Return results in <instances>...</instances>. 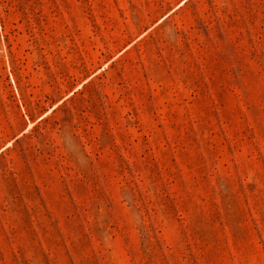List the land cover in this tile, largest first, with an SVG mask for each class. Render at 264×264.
<instances>
[{
  "label": "rangeland",
  "instance_id": "1",
  "mask_svg": "<svg viewBox=\"0 0 264 264\" xmlns=\"http://www.w3.org/2000/svg\"><path fill=\"white\" fill-rule=\"evenodd\" d=\"M0 264H264V0H0Z\"/></svg>",
  "mask_w": 264,
  "mask_h": 264
},
{
  "label": "trees",
  "instance_id": "2",
  "mask_svg": "<svg viewBox=\"0 0 264 264\" xmlns=\"http://www.w3.org/2000/svg\"><path fill=\"white\" fill-rule=\"evenodd\" d=\"M18 141V140H17Z\"/></svg>",
  "mask_w": 264,
  "mask_h": 264
}]
</instances>
